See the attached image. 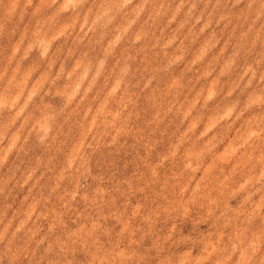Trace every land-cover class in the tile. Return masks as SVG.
Returning a JSON list of instances; mask_svg holds the SVG:
<instances>
[{
	"label": "rangeland",
	"instance_id": "rangeland-1",
	"mask_svg": "<svg viewBox=\"0 0 264 264\" xmlns=\"http://www.w3.org/2000/svg\"><path fill=\"white\" fill-rule=\"evenodd\" d=\"M0 264H264V0H0Z\"/></svg>",
	"mask_w": 264,
	"mask_h": 264
}]
</instances>
